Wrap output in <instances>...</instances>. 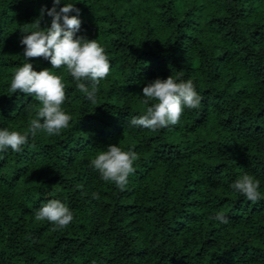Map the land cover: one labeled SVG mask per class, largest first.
<instances>
[{
	"label": "trees",
	"instance_id": "obj_1",
	"mask_svg": "<svg viewBox=\"0 0 264 264\" xmlns=\"http://www.w3.org/2000/svg\"><path fill=\"white\" fill-rule=\"evenodd\" d=\"M68 2L111 71L93 105L66 68L27 61L62 77L72 120L0 153V264H264V199L231 188L249 174L264 196V0H61L57 11ZM53 6L0 0V128L24 133L36 118L39 102L10 83L26 62L22 32L50 27L41 9ZM171 75L194 82L200 108L158 131L130 127L143 87ZM109 145L138 154L123 191L90 165ZM49 199L71 209L67 228L35 220Z\"/></svg>",
	"mask_w": 264,
	"mask_h": 264
},
{
	"label": "clouds",
	"instance_id": "obj_2",
	"mask_svg": "<svg viewBox=\"0 0 264 264\" xmlns=\"http://www.w3.org/2000/svg\"><path fill=\"white\" fill-rule=\"evenodd\" d=\"M60 2L53 0L51 9H41V18L45 13L51 17L50 27L42 29L40 19H37L34 22L37 30L22 32L20 43L24 46L23 58L26 62L13 75L10 92L14 94L19 91L31 96L39 102L40 107L24 133L0 128V153L8 149L22 152L29 143V137L34 138L38 132L59 136L72 120V116L62 108L67 100L66 84L62 77L53 74L50 69L35 71L33 65L27 62L30 58H44L50 62L51 69L66 68L75 88L84 93L93 105L97 104L101 82L110 74L111 64L105 48L96 39L89 40L77 35L82 24L80 10L74 3L68 2L57 11L55 5ZM202 100L191 79L182 80L172 75L166 79L156 78L142 89L141 103L146 106L144 113L133 117L128 125L151 131L176 126L184 110L199 109ZM137 160L138 154L134 150L125 151L118 145H109L91 159L90 165L99 172L102 180L115 184L123 191L129 177L136 171L134 163ZM231 188L252 203L264 199L259 191L260 181L252 175L244 174L231 184ZM92 196L94 199L100 198L99 193ZM73 219L71 209L58 199H49L35 213L36 221L50 222L54 225L53 230L67 228ZM213 219L221 224L229 223V218L223 212L217 213Z\"/></svg>",
	"mask_w": 264,
	"mask_h": 264
}]
</instances>
